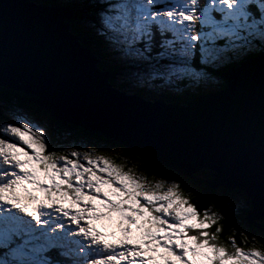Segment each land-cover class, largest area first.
I'll list each match as a JSON object with an SVG mask.
<instances>
[{
	"label": "snow or ice",
	"instance_id": "6c2138e0",
	"mask_svg": "<svg viewBox=\"0 0 264 264\" xmlns=\"http://www.w3.org/2000/svg\"><path fill=\"white\" fill-rule=\"evenodd\" d=\"M38 6L70 8L81 44L132 92L195 101L210 91L237 110L258 102L259 149L237 147L229 164L199 170L194 182L134 125L124 124L125 142L89 147L10 74L0 34V264H264V249L240 247L234 235L243 221L245 242L264 236V0ZM64 60L66 78L77 79L70 52ZM102 149L143 158L153 174ZM225 225L233 234L221 240Z\"/></svg>",
	"mask_w": 264,
	"mask_h": 264
},
{
	"label": "water",
	"instance_id": "95a60500",
	"mask_svg": "<svg viewBox=\"0 0 264 264\" xmlns=\"http://www.w3.org/2000/svg\"><path fill=\"white\" fill-rule=\"evenodd\" d=\"M73 22L67 7L0 0V34L6 38L8 71L22 86L34 89L50 116L117 142L127 141L131 134L124 124L137 126L166 150L170 163L182 166L192 178L201 169L229 164L237 147L258 153V102L237 110L229 99L210 94L189 101L190 107H179L147 103L114 91L107 82L111 72L97 67L99 60L81 44ZM67 52L77 66V79L88 82L87 90L77 88V79L66 78Z\"/></svg>",
	"mask_w": 264,
	"mask_h": 264
},
{
	"label": "trees",
	"instance_id": "16d2710c",
	"mask_svg": "<svg viewBox=\"0 0 264 264\" xmlns=\"http://www.w3.org/2000/svg\"><path fill=\"white\" fill-rule=\"evenodd\" d=\"M33 1H36L37 3L39 2V0H33ZM52 2L71 4L72 0H52ZM71 24H72V27H73V31L76 34L77 26H76V24L74 22L71 23ZM101 67L104 70H110L111 71V74H110L111 76L108 79L109 83H111L113 86L116 85L120 89H124V90H127V91L130 90L129 87L127 86V84L122 82L119 70L115 66H113L112 64L104 61L101 58ZM138 93H140V92H138ZM141 94L145 98H148V99H151V98H153L155 96V93H150V94L141 93ZM156 94L159 97H163V98H166L168 100L174 99V100H177V101H180V102H185L188 99L187 97H177V96L170 95V94H158V93H156ZM69 126L78 130V134L80 136V142L83 143V144H86L89 147L92 146V145H99V144H97L96 142L93 141L94 139L104 142L105 145H107L109 143H116L117 142L116 140H108L107 138L101 136L98 133H91V132L85 130L84 128H82V127H74V126H71V125H69ZM109 150L110 149H102V151H105V154H107V152ZM115 153H116L115 157H116V162L117 163H121L122 162V160L119 158L120 156H126L128 161H129V167H132V166L136 165V166H138V170L141 169L147 175L151 176L153 174L152 168L150 166H146V162L143 159L137 160L135 155H129L128 152H122V151L121 152H117L115 150ZM157 178H159V173H157ZM199 178H200V176L197 179H194V178H192V179L195 182ZM192 202L194 204H196L201 210H203L204 207H206V206L210 207L207 197H201V196L194 195L193 198H192ZM237 223L240 225V227L235 229L234 235H235L236 243L238 245L243 247V246H245L244 244L249 245L248 242L249 243L253 242L256 245V247L264 249V236H256L255 238H253L252 234H249V236L247 237V241L248 242H245L246 241V237L243 234V228H245L247 226H246V224L243 221H237ZM230 234H233V230L230 229L227 225H225L224 233L221 236L222 239L225 240L227 237H229Z\"/></svg>",
	"mask_w": 264,
	"mask_h": 264
},
{
	"label": "clouds",
	"instance_id": "9594fccd",
	"mask_svg": "<svg viewBox=\"0 0 264 264\" xmlns=\"http://www.w3.org/2000/svg\"><path fill=\"white\" fill-rule=\"evenodd\" d=\"M97 59L99 60V58L97 57ZM97 67L101 70V71H103V72H105V73H108V72H111L110 70L108 71V70H104L102 67H101V60H99L98 62H97ZM111 76V75H110ZM109 76V77H110ZM109 79V78H108ZM108 82H109V80H108ZM109 86H110V88L112 89V90H114V91H117V92H119V93H121V94H124V95H126V96H136V97H138L139 99H141L142 101H144V102H147V103H154V104H167V105H173V106H179V107H190V105L188 104V102L189 101H193V100H190L189 98V100L187 99V101L186 102H180V101H177V100H174V99H171V100H168V99H166V98H163V97H159L156 93H155V96L153 97V98H151V99H148V98H145L141 93H138V92H132L131 90H124V89H120L119 87H117L116 85H112L111 83H109ZM211 94V92H209V94L208 95H210ZM159 100H162L160 103L158 102ZM108 140H113V139H108ZM139 171V170H138ZM146 174V173H145ZM193 177L195 178V179H197L198 177H199V171H197V172H195L194 174H193ZM193 203V202H192ZM246 226H248V225H246ZM221 240H224V239H222V237H221ZM245 246H248V245H246V244H244ZM240 246V245H239ZM245 246H243V248H246ZM241 247V246H240Z\"/></svg>",
	"mask_w": 264,
	"mask_h": 264
},
{
	"label": "rangeland",
	"instance_id": "374dc122",
	"mask_svg": "<svg viewBox=\"0 0 264 264\" xmlns=\"http://www.w3.org/2000/svg\"><path fill=\"white\" fill-rule=\"evenodd\" d=\"M95 59H96V57H94ZM101 59V58H100ZM96 64H97V62H96ZM107 82H108V78H107ZM108 85H109V82H108ZM110 87V86H109ZM111 89V88H110ZM107 155H109V156H111V157H113L115 160H116V157H115V155H116V153H115V150L113 149V150H109L108 152H107ZM141 172H143L141 169H139ZM102 230H104L103 228H102ZM111 230H114V225H113V227L112 228H110L109 229V231H111ZM248 242V241H247ZM248 246H245L246 247V249H251L255 244L253 243V242H251V243H249L248 242ZM256 246V245H255Z\"/></svg>",
	"mask_w": 264,
	"mask_h": 264
},
{
	"label": "bare ground",
	"instance_id": "6f19581e",
	"mask_svg": "<svg viewBox=\"0 0 264 264\" xmlns=\"http://www.w3.org/2000/svg\"><path fill=\"white\" fill-rule=\"evenodd\" d=\"M99 58V57H98ZM99 60H101L100 58H99ZM109 71V70H108Z\"/></svg>",
	"mask_w": 264,
	"mask_h": 264
}]
</instances>
